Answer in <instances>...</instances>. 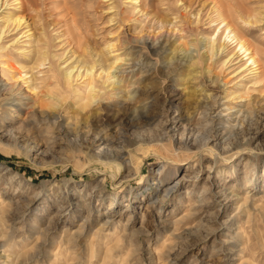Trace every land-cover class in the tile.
Returning <instances> with one entry per match:
<instances>
[{
    "label": "rangeland",
    "instance_id": "obj_1",
    "mask_svg": "<svg viewBox=\"0 0 264 264\" xmlns=\"http://www.w3.org/2000/svg\"><path fill=\"white\" fill-rule=\"evenodd\" d=\"M32 1L34 9L25 13L37 37V0ZM214 1L170 0L168 22L154 30L144 23L108 22L113 13L109 0H39L51 50L61 67L74 60L69 59L76 46L69 43L73 21L84 26L86 15L96 38L115 31L114 36L135 43L124 64L125 74L135 82L127 89L129 79L123 82L125 97L118 101L94 103L84 110L65 96L54 110L56 123L43 122L38 130L28 131L25 125L41 105L33 89L37 80L28 82L37 76L36 56L24 49H35L36 40L26 42V29L0 33V44L6 46L0 57V206L7 203L9 210L0 220V245L11 228L15 232L0 246V264H58L56 256L64 264H264V75L256 78L254 65L215 29L220 24L211 21ZM235 1L247 13L262 11L264 16V0ZM7 7L2 6L0 16ZM237 25L252 46H264V18L249 28ZM139 35L150 44L157 37L167 40L168 56L136 43ZM187 44L196 56L197 72L189 73V63L180 57L169 60L171 50ZM7 52L12 56L7 58ZM258 56L263 69L264 53ZM132 57L149 65L129 68ZM1 59L8 62L3 65L11 77L4 76ZM144 104L147 109L141 114ZM212 117L219 119L213 133L234 139L232 134L244 131L249 122L257 134L250 139L252 131L243 132L240 142L233 141L222 156L217 155L225 142L221 136L207 141L216 155L196 151L191 143L189 150L177 154L180 141L202 136ZM71 125L72 135L65 129ZM101 138L111 141L113 151H121L116 177L115 169L95 160L106 148ZM246 159L254 170L244 169ZM169 183L176 187L164 195ZM33 223L43 228V235L31 236ZM71 236L76 237L74 247L66 251L62 242Z\"/></svg>",
    "mask_w": 264,
    "mask_h": 264
},
{
    "label": "bare ground",
    "instance_id": "obj_2",
    "mask_svg": "<svg viewBox=\"0 0 264 264\" xmlns=\"http://www.w3.org/2000/svg\"><path fill=\"white\" fill-rule=\"evenodd\" d=\"M109 1H111V2L108 4L109 5L108 10H112L113 13H112V15H110L108 22H114V21H116V23L120 22V26L124 25L126 22L127 23L131 22L135 26L140 25V24L143 25V23H144V25H146V28H153L154 30H156L155 28H159L161 30L163 27H165L166 23L169 20L167 18L166 11L169 9L168 2L170 0H121V1L120 0H109ZM224 1L225 0H215L213 2L214 5H213V7H211L212 13H213L211 16V21L214 22L215 24L216 23L220 24V26L217 25L218 27L215 29H218L219 31H221V34L225 35V39H227L228 44L230 43V44H233L234 46L238 47V51H241V54H243L245 57H247L246 60L249 61L250 64L254 65L253 68L257 71L256 78L260 79L264 75V68L262 69V66H260L261 62L259 63L260 58L258 55L260 53H264V46L263 45L262 46H255V45L252 46V43H250L246 39V36L242 33L243 31L240 30L237 23H239L242 26H247V27H248V25H254L257 22L260 23V22H262V19L264 18V16H262V11L255 13V14L247 13L246 11H244L240 7V5L238 4L237 1L229 0L230 1L229 2L228 0H226V1H228V4L225 3ZM4 4H5V6L7 5V6H11V7H7L8 10L4 11L5 13L0 16V33H1V36H2V33H4L6 29L7 30L9 29V31L14 30V29H18V28L19 29H26V30L22 31L23 34L27 33L26 36L29 38V41H26V42H28V43H30V45H32L31 42L33 43V39H34V40H36V45H37L35 49H31V50H27V51H26V49L28 48V46L26 48H24L26 55L31 57L32 53H34L36 56V58H35L36 59V61H35L36 65L35 66L37 67V76H35L36 78L31 77L32 79H30L28 82H32V81H34V79L37 80V85H35L33 87V89H37V95H38L37 98H39L36 103L41 104L39 107V110L37 109L38 110L37 115H35V116L33 115L32 120L25 123V125L27 127L26 129L28 131H31L33 129L38 130V128L40 127V124H42L43 122H47L48 125L55 124L56 119H58L59 116L57 114L58 112H55L54 110L56 109V107H58L59 99H62V98L64 99L65 96H71L74 99V101L76 102V104H78V106L84 110V109H87L88 107H90L94 103L99 104L102 101H118L120 99V97H122V96L125 97V94L123 95V91L125 89L124 88L125 84L123 85V82H125L127 79H129V83H128V86H126V89H127V87L129 88V87L133 86L131 83L132 82L134 83L135 81L131 80V77L129 75L125 74L126 67L124 64H126L125 61L128 60L126 57L131 55L132 49H130L131 51H128V48L129 47L134 48L135 43L132 46V44L130 45V43H132V42L128 41L126 38L123 39L122 37H120V35L114 36L115 31H109V36L106 35L107 37H103L102 40L96 38L95 32L90 31V30H92V29H90L91 23H90V20L86 19V17H85L86 15H85L84 16V18H85L84 26H80L76 19H74V21H73L74 30H73V32L71 30L72 38L69 39L70 40L69 43L70 44L76 43V46H74L73 49L70 51V52H72V54H71V56H69V59L74 57V60H72L71 62H68V64L61 67L62 63L57 62L55 60L57 55L53 54L52 50H51L52 45H51L50 37L47 33L46 24L44 22H42V19H41L39 0H37V37L34 35V33L32 31L33 27H31V25L28 23L29 21L26 19L27 15L25 13L26 11H28L30 9H32V10L34 9L35 4L33 3V1L32 0H0V9L2 8V6ZM124 4H127V6L125 5V7H124ZM89 11L90 10L87 9L86 13H90ZM24 24H26V25L24 27H22ZM242 26H241V28H242ZM174 28H176V26ZM93 31H95V30H93ZM20 32H21V30H20ZM67 32H69V30ZM86 32H90V33H86ZM63 34H65V33H63ZM123 34L124 33H122V35ZM103 36H105V35H103ZM212 36H213V34H212ZM157 38H158V40L153 41L152 44L148 43V41L146 39H143L140 35L136 36L134 40L136 41V43H138V44L140 43L142 45V47L150 48L155 54H160V53L165 52V55H166L165 57H167L168 53H166V50L170 48L168 46L169 42L167 40H165L164 38H161V37H157ZM210 38H213V37H210ZM17 39L18 38H16V41H17ZM6 45H7V43H6ZM63 45H64V43H63ZM21 47H20V49H21ZM71 47H72V45H71ZM5 48H6L5 44L1 43L0 44V57L5 56V51L3 52V50ZM208 50L211 51L212 55L214 54V52H215L214 42H211V46L209 47ZM171 51H172V56H171V58L169 57L170 58L169 60H171L173 58L176 59V57L177 58L180 57L178 59L187 61L189 63L188 64L189 65L188 67L190 69V71L188 70L189 73L194 72V71L197 72V70H198L197 69L198 67L196 65L197 59H196L195 54L190 51V48H188V44H187V46L186 45L185 46H178L177 45ZM196 51H198L197 48H196ZM15 52H17V51H15ZM205 53H208V52H205ZM6 55H7V58H8V56H10V54L8 52ZM13 59H15V58H13ZM130 61L131 62L128 61L129 62L128 67L129 68L132 67L133 69H135V67H139V69H140V68H143L144 66L147 67L149 65V62H146V61L141 62L139 57L138 58L132 57V59ZM1 62H2V66L4 68V69L2 68V70L4 71V76L6 77V75H9V73H8V70H6L7 69L6 66H4V65L7 64L8 62L6 63L2 59H1ZM47 63L49 65L47 68L44 69L43 67ZM21 67L23 68L24 66H21ZM10 68H12V67H10ZM206 70H207V72L211 71V69L209 67H207ZM202 71H203V69H202ZM9 76L7 78L11 77V76L10 77ZM131 76H133V75H131ZM5 77H3V78L5 79ZM187 79H189V78H187ZM40 93H42V95H40ZM129 95H131V94H129ZM132 97L134 98L133 95H132ZM132 97H131V99H132ZM128 99H129V97H128ZM13 105L18 110H21V106H20L19 102H16ZM141 108H142L141 114H144L146 109H147V105L144 104ZM139 110L138 111L136 110L137 113H139ZM217 120H219V119H217L216 117H212L207 121V122H209L210 125L208 126L206 132L205 131L202 132V136L191 138V139H189L187 137L184 141H180V143H179L180 146L177 147V150L179 149L180 151L176 150L177 154L181 153V152L183 153L185 150H189L190 143H191V145H195L196 151L197 150L198 151L199 150H206V151H209L211 154L216 155L217 149L214 148L213 146H208L207 141L210 138H215V137L221 136L220 139H225V142L223 144L224 146L222 147V151H219L217 155L222 156L223 153L230 150V147L233 145L232 143H235L233 141H239V136L243 132L245 133V131H246V133H248L249 131H252L251 132L252 136L250 137V139L255 137L257 134V131L254 130L253 124H251L249 122L244 125V128H243L244 131L238 130L234 133V135L232 134V136L235 137L234 139H232L231 135L229 136L225 133H222L220 135L217 134V132L213 133V131H212L213 125L217 123ZM65 129L67 131L66 133L71 134V135L75 131V127H73L72 125L66 126ZM101 139L103 140L102 144L105 145L106 148L104 149V152L102 154L95 157V160L105 167L108 166L112 170L115 169L116 174H112V175H114L116 177L118 175V172H119L120 167H121L120 163H118L116 160L118 159L119 156H121V153H120L121 151L120 152L119 151L116 152L117 150L113 151L110 148L111 141L109 139H106V138H101ZM74 147H76V146H74ZM140 148H143V147H140ZM234 148H235V146H234ZM79 150H81V149H79ZM176 151L173 150V153H175ZM171 154H172V152H171ZM234 154H238L237 151H234L233 155ZM248 162H249V160L246 159L244 169L247 170L250 168L251 170H254V168H255L254 163L251 161L250 165L248 166ZM92 163H94V162H92ZM164 167H165L164 164L161 165L159 167V170L161 171V169H163ZM168 172L171 173L172 171L169 170ZM122 180L123 179H121L119 182H121ZM160 181H161V179H160ZM165 187L166 188L164 189L163 194L169 195L174 190V188L176 187V184L169 183ZM0 202H1V200H0ZM258 206H260V205H258ZM236 207H237V205H236ZM8 211L9 210L7 208V203L1 204V206H0V220L4 221L5 216L8 215L7 214ZM186 216L189 218L190 215L189 216L186 215ZM106 223H108V222H106ZM9 227H10V224H9ZM30 228H31L30 229L31 236L37 235V234L43 235V233H44L42 230L43 228L41 227L42 229H40V228L37 229L35 227L34 223L30 226ZM14 233L15 232H14V227H13V228H11L9 234L7 235L6 240L0 246L5 247L8 244V242L14 238ZM134 235H135V232H132L130 234L131 239H133ZM75 239H76V237L71 236V238L69 237L67 240L62 242V246L64 247V249L66 251L71 250L74 247V242H75L74 240ZM171 248H172V246L167 249V251H166L167 254H169L171 252ZM34 252L35 251H33V253ZM161 252H162V250H161ZM28 254H30V252H28ZM24 255H26V254H24ZM35 255H32V256L34 257ZM162 256H163V253H162ZM18 257H19V255H18ZM21 257H23V256H21ZM18 259H20V258H18ZM54 260L58 261V264H64L65 263V261L62 258L60 260L59 258H57V256H56V258L54 257ZM7 263L8 262L5 261L4 264H7ZM50 264H56V263L51 262Z\"/></svg>",
    "mask_w": 264,
    "mask_h": 264
}]
</instances>
